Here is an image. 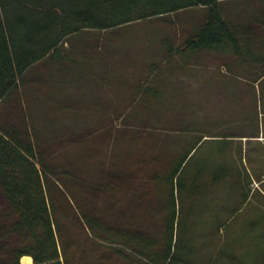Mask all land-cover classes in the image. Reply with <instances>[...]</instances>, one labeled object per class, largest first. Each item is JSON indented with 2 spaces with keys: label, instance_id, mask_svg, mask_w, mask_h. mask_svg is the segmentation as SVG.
<instances>
[{
  "label": "trees",
  "instance_id": "obj_1",
  "mask_svg": "<svg viewBox=\"0 0 264 264\" xmlns=\"http://www.w3.org/2000/svg\"><path fill=\"white\" fill-rule=\"evenodd\" d=\"M226 1L0 0V99L29 67L58 56L65 40L86 31L204 9L203 23L183 47L169 50L186 56L189 49H218L235 39ZM59 153L44 152L28 127L0 125V196L7 206L0 214V264H21L24 256L34 264H197L202 237L180 230L178 212L186 157L171 174L151 177L169 188L168 205L163 217H144L137 214L144 184L137 165L121 164L115 152L107 165L61 168Z\"/></svg>",
  "mask_w": 264,
  "mask_h": 264
},
{
  "label": "crops",
  "instance_id": "obj_2",
  "mask_svg": "<svg viewBox=\"0 0 264 264\" xmlns=\"http://www.w3.org/2000/svg\"><path fill=\"white\" fill-rule=\"evenodd\" d=\"M223 13L230 18L226 9ZM228 25L236 31L235 39H224L218 49H189L186 53L188 67H195L201 53L218 52L217 70H168L159 76L160 87L159 82L155 87H145L140 109H185L188 115L179 118L181 136L160 145L157 137L146 139L149 143L142 148L140 144L138 155L112 146L116 134L103 128L94 142L105 138L108 144L104 150L83 146L88 140L84 137L92 134L89 126H108L115 104L126 109L131 103V94L121 90L130 86L126 72L119 74L104 56L99 58L97 42L91 39L65 40L58 56L29 67L0 99V125L28 127L44 152L60 151L61 168L107 165L116 153L121 164L137 165L144 183L139 187L140 216L166 214L169 188L151 177L171 174L183 157L188 162L183 181L185 196H193L195 188L209 194L212 186L218 185L236 191L237 205H241L255 195L251 191L254 182L264 190V6L258 10L257 20ZM193 57L194 63L190 62ZM136 79L137 89L143 87L145 77ZM121 137L117 134L120 142ZM209 141L212 143L208 146ZM230 198L226 205L233 200ZM110 199L115 200L116 195L111 194ZM123 199L130 198L123 195Z\"/></svg>",
  "mask_w": 264,
  "mask_h": 264
},
{
  "label": "rangeland",
  "instance_id": "obj_3",
  "mask_svg": "<svg viewBox=\"0 0 264 264\" xmlns=\"http://www.w3.org/2000/svg\"><path fill=\"white\" fill-rule=\"evenodd\" d=\"M262 2L264 0H227L223 8L232 20L245 23L257 20L258 10L264 6ZM203 10L193 9L178 15L148 19L110 32L86 31L75 36V39L72 37L73 41L95 40L100 50L99 58L104 56L107 63L118 73L126 72V81L130 84L129 87L121 89L131 94L128 107L119 109L116 103L113 119L108 126H89L88 131L92 134L84 137L88 140L83 146L94 149L99 146L104 150L108 144L105 138L101 142H94L103 129L105 132H115L116 138L112 146L119 145V149L124 148L125 153L130 152L133 155H138L140 144L142 148L144 143H149L146 139L157 137L160 145L164 140L181 136L178 124L179 118L185 119L188 115L185 109L147 111L140 109V99L144 98L145 87H155V83L161 79L159 76L168 70L185 72L188 69H218V52L207 50L199 55V59L197 57L195 67H188L186 56L177 52L172 54L169 50L170 45L176 49L183 47L186 39L195 32V28L203 23ZM190 59L194 63L195 58ZM138 76L145 77V84L137 89L135 80L137 81ZM157 87H160V82ZM117 134L122 136V143ZM211 143L209 141L206 145ZM258 187L259 183L252 184L251 191L255 195L241 205H237L239 200L235 197L236 191L225 190L218 185H213L209 194L202 192L200 188H195L194 195L190 198L182 194L181 210H178L182 216L180 230L191 228L190 233L202 237V240L196 241L197 264L204 260L206 261L203 264H264V190ZM231 196L233 200L226 205ZM5 208L6 202L0 196V214ZM221 224L224 226L221 227Z\"/></svg>",
  "mask_w": 264,
  "mask_h": 264
},
{
  "label": "bare ground",
  "instance_id": "obj_4",
  "mask_svg": "<svg viewBox=\"0 0 264 264\" xmlns=\"http://www.w3.org/2000/svg\"><path fill=\"white\" fill-rule=\"evenodd\" d=\"M21 264H34L31 256H25L21 259Z\"/></svg>",
  "mask_w": 264,
  "mask_h": 264
}]
</instances>
